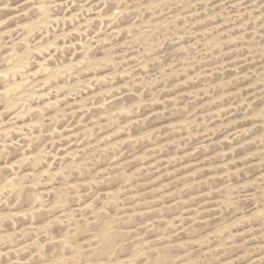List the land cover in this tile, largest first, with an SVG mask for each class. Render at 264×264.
Listing matches in <instances>:
<instances>
[{"label":"rangeland","instance_id":"1","mask_svg":"<svg viewBox=\"0 0 264 264\" xmlns=\"http://www.w3.org/2000/svg\"><path fill=\"white\" fill-rule=\"evenodd\" d=\"M0 264H264V0H0Z\"/></svg>","mask_w":264,"mask_h":264}]
</instances>
